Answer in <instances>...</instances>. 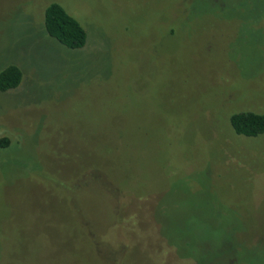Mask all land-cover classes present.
Here are the masks:
<instances>
[{
	"label": "rangeland",
	"instance_id": "rangeland-1",
	"mask_svg": "<svg viewBox=\"0 0 264 264\" xmlns=\"http://www.w3.org/2000/svg\"><path fill=\"white\" fill-rule=\"evenodd\" d=\"M61 4L70 50L44 26ZM0 264H264V0H0Z\"/></svg>",
	"mask_w": 264,
	"mask_h": 264
},
{
	"label": "trees",
	"instance_id": "trees-1",
	"mask_svg": "<svg viewBox=\"0 0 264 264\" xmlns=\"http://www.w3.org/2000/svg\"><path fill=\"white\" fill-rule=\"evenodd\" d=\"M44 26L48 35L70 50L86 47L88 33L85 27L59 3H51L45 11ZM24 80V72L18 65H8L0 71V92L17 89ZM230 124L238 136L256 138L264 135V114L251 111L236 112ZM9 145L7 138H0V147Z\"/></svg>",
	"mask_w": 264,
	"mask_h": 264
}]
</instances>
